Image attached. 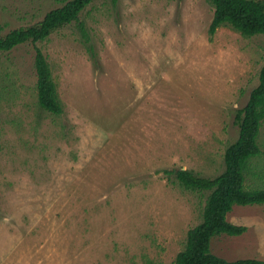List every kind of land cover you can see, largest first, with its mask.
I'll use <instances>...</instances> for the list:
<instances>
[{
	"label": "rangeland",
	"instance_id": "obj_1",
	"mask_svg": "<svg viewBox=\"0 0 264 264\" xmlns=\"http://www.w3.org/2000/svg\"><path fill=\"white\" fill-rule=\"evenodd\" d=\"M64 0H0V35ZM212 0H93L46 39L0 50V264H173L205 196L166 169L215 176L259 83L264 34L210 32ZM36 46L63 110L38 100ZM261 154L246 172L264 186ZM212 239L228 259H264V203Z\"/></svg>",
	"mask_w": 264,
	"mask_h": 264
},
{
	"label": "trees",
	"instance_id": "obj_2",
	"mask_svg": "<svg viewBox=\"0 0 264 264\" xmlns=\"http://www.w3.org/2000/svg\"><path fill=\"white\" fill-rule=\"evenodd\" d=\"M93 0H64L48 10L35 24L13 28L0 35V50H9L20 43H36L46 39L55 29L80 19L81 12ZM214 15L210 32L222 25H231L243 35L264 34V0H212ZM35 67L40 105L52 113L63 110L51 64L40 46H36ZM238 137L224 153L225 167L215 176H205L189 168L166 169L168 177L185 189L201 192L205 196L202 220L187 233L185 246L177 253L173 264H264V259L240 257L228 259L213 252L211 243L216 235H238L247 226L228 219L235 204L264 203V186H249L246 172L252 158L262 152L259 141L264 121V63L259 83L247 103L235 114Z\"/></svg>",
	"mask_w": 264,
	"mask_h": 264
}]
</instances>
